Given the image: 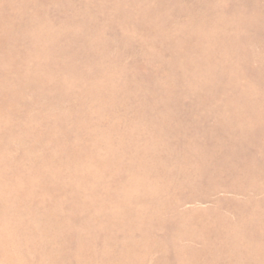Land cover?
I'll return each mask as SVG.
<instances>
[{
    "label": "rangeland",
    "instance_id": "rangeland-1",
    "mask_svg": "<svg viewBox=\"0 0 264 264\" xmlns=\"http://www.w3.org/2000/svg\"><path fill=\"white\" fill-rule=\"evenodd\" d=\"M0 264H264V0H0Z\"/></svg>",
    "mask_w": 264,
    "mask_h": 264
}]
</instances>
